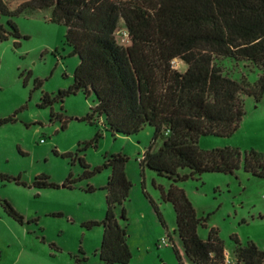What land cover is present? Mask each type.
Instances as JSON below:
<instances>
[{"label":"rangeland","instance_id":"374dc122","mask_svg":"<svg viewBox=\"0 0 264 264\" xmlns=\"http://www.w3.org/2000/svg\"><path fill=\"white\" fill-rule=\"evenodd\" d=\"M2 1L15 11L28 0ZM10 20L21 37L0 38V122L5 120L0 123V264H104L99 255L104 227L90 223L106 216L105 186L112 170L104 165L116 154L128 157L125 170L132 182L122 206L128 221L121 222L127 226L133 255L127 264H196L183 254L173 204L162 198L173 185L185 190L200 217L208 218L198 229L201 238L207 239L216 228L233 260V236L264 250V178L241 167L234 174L207 172L174 182L141 167L140 157L154 140L153 126L131 136L113 133L103 117L88 119L96 101L83 90L41 107L45 94L56 96L72 86L79 56L72 55L67 27L51 20L50 9L28 7L16 15H0L9 31ZM174 65L186 69L182 61ZM222 65L232 78L245 77L251 84L261 74L243 61L226 58ZM244 106L246 114L233 135L201 136L200 149L232 147L243 154L252 149L264 153V96L260 101L244 96ZM162 143L157 139L153 149ZM40 175L59 187H37L34 182ZM70 177L73 187H64ZM5 201L23 215L22 223L8 214ZM164 239L168 246L162 244Z\"/></svg>","mask_w":264,"mask_h":264},{"label":"trees","instance_id":"16d2710c","mask_svg":"<svg viewBox=\"0 0 264 264\" xmlns=\"http://www.w3.org/2000/svg\"><path fill=\"white\" fill-rule=\"evenodd\" d=\"M28 7L50 9L51 20L67 27L72 55L79 56L72 86L56 96L45 94L41 107L83 90L96 101L88 119L103 117L113 133L131 136L153 126L154 140L140 160L141 167L174 182L207 172L234 174L241 167L264 178L262 152L199 147L201 136L235 133L246 114L244 96L257 101L264 96V0H28L15 11L0 0V15H16ZM9 25L11 31L0 22V38L10 34L20 38L17 24L10 20ZM122 28L129 31V45L119 39ZM226 58L259 68L257 82L225 73ZM176 60L186 64L184 71L175 67ZM159 138L161 148L153 149ZM127 162L123 154L107 157L104 166L112 170L105 186L108 209L103 220L90 223L104 227L99 249L104 264H127L133 256L127 226L121 223L128 221L122 206L132 189ZM182 169L190 172L181 174ZM74 183L70 177L63 185ZM34 184L59 187L46 175L38 176ZM162 198L174 206L175 232L186 258L196 264H226L227 251L218 230L212 228L207 239L200 237L198 229L208 218L197 214L185 190L173 185ZM4 206L11 217L24 221L10 202ZM232 238L236 245L232 264H264V250L257 244L244 245ZM174 249L182 263L180 250L176 245Z\"/></svg>","mask_w":264,"mask_h":264},{"label":"built area","instance_id":"2783aa9c","mask_svg":"<svg viewBox=\"0 0 264 264\" xmlns=\"http://www.w3.org/2000/svg\"><path fill=\"white\" fill-rule=\"evenodd\" d=\"M114 1H127V0H114ZM119 39H120L121 43L124 45H129V43L131 42L129 31L126 28H122L119 30ZM176 62H177V60L174 63H176ZM141 159H142V156L140 157V160ZM162 244H164L166 246L169 245V243L167 242L166 239H164L162 241ZM233 262H234V260L230 257V255L228 253H226L225 263L226 264H232Z\"/></svg>","mask_w":264,"mask_h":264},{"label":"water","instance_id":"95a60500","mask_svg":"<svg viewBox=\"0 0 264 264\" xmlns=\"http://www.w3.org/2000/svg\"><path fill=\"white\" fill-rule=\"evenodd\" d=\"M64 186V185H63ZM65 187V186H64Z\"/></svg>","mask_w":264,"mask_h":264},{"label":"crops","instance_id":"0c3cea01","mask_svg":"<svg viewBox=\"0 0 264 264\" xmlns=\"http://www.w3.org/2000/svg\"><path fill=\"white\" fill-rule=\"evenodd\" d=\"M228 253V252H227Z\"/></svg>","mask_w":264,"mask_h":264}]
</instances>
